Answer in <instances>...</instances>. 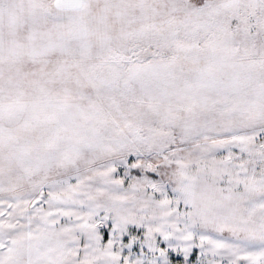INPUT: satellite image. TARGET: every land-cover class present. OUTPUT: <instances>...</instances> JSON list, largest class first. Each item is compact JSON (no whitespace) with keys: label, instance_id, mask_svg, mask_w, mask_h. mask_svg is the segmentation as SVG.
I'll use <instances>...</instances> for the list:
<instances>
[{"label":"snow or ice","instance_id":"obj_1","mask_svg":"<svg viewBox=\"0 0 264 264\" xmlns=\"http://www.w3.org/2000/svg\"><path fill=\"white\" fill-rule=\"evenodd\" d=\"M0 264H264V0H0Z\"/></svg>","mask_w":264,"mask_h":264}]
</instances>
